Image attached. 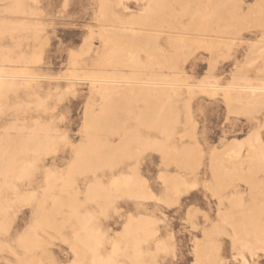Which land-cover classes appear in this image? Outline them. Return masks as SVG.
<instances>
[{"label": "rangeland", "instance_id": "rangeland-1", "mask_svg": "<svg viewBox=\"0 0 264 264\" xmlns=\"http://www.w3.org/2000/svg\"><path fill=\"white\" fill-rule=\"evenodd\" d=\"M0 24L35 77L0 90V264H264V0H0ZM103 73L169 87L107 101Z\"/></svg>", "mask_w": 264, "mask_h": 264}, {"label": "bare ground", "instance_id": "bare-ground-1", "mask_svg": "<svg viewBox=\"0 0 264 264\" xmlns=\"http://www.w3.org/2000/svg\"><path fill=\"white\" fill-rule=\"evenodd\" d=\"M11 11H12V9H11ZM118 15V14H117ZM116 15V16H117ZM133 15V14H132ZM141 15V14H140ZM130 16V15H129ZM137 16V15H136ZM118 17H120V16H118ZM130 18V17H129ZM122 19V18H121ZM124 19V18H123ZM135 19H138V18H135ZM133 20L132 22L133 23H135L137 20ZM139 20V19H138ZM131 21H130V23L133 25V23H132ZM20 23V22H19ZM119 23H121V22H119ZM116 24V23H115ZM144 25H145V23H143ZM1 25V24H0ZM16 25V24H15ZM22 25V24H21ZM114 25V24H113ZM148 25V24H147ZM25 26V25H24ZM23 26V27H24ZM106 26V25H105ZM120 26V25H119ZM125 25H123V27H124ZM113 27V26H112ZM116 27V26H115ZM114 27V28H115ZM120 27H122V25L120 26ZM127 27H129V26H127ZM127 27L125 28V29H127ZM130 27H132V26H130ZM107 28V27H106ZM118 28V27H117ZM116 28V29H117ZM149 28H151V26L149 25ZM108 29V28H107ZM106 29V30H107ZM121 29V28H120ZM123 29V28H122ZM131 29V28H130ZM135 29V28H134ZM141 30H142V28H140ZM139 29V30H140ZM12 30V29H11ZM13 30H15V29H13ZM18 30V29H17ZM103 30V29H102ZM105 30V29H104ZM105 30V32H107ZM128 30V29H127ZM144 30V29H143ZM142 30V31H143ZM150 30V29H149ZM1 31V30H0ZM4 31V30H3ZM110 31V30H109ZM109 31H108V33H109ZM137 31V30H136ZM101 32H103V31H101ZM119 32V31H118ZM151 32H153V31H151ZM112 33V32H111ZM190 33V32H189ZM13 34V33H12ZM113 34V33H112ZM159 34V33H158ZM223 34V33H222ZM104 35V33L101 35V36H103ZM125 35V34H124ZM179 35V34H178ZM187 35V34H186ZM204 35V34H203ZM203 35H201V36H203ZM108 36V35H107ZM111 36V35H110ZM175 36H177V35H175ZM189 36H191V35H189ZM208 36V35H207ZM225 36V35H224ZM104 37H106V35H104ZM126 37H127V35H126ZM160 37H161V35H160ZM178 37V36H177ZM182 37V36H181ZM194 37V36H193ZM196 37V36H195ZM195 37L194 38H192V40L193 39H195ZM198 37H200L199 35H198ZM197 37V38H198ZM204 37V36H203ZM211 37V36H210ZM217 37V36H216ZM102 38V37H101ZM133 38V37H132ZM180 38V37H179ZM184 38H186V36L184 37ZM197 38L195 39V41L197 42L198 40H197ZM208 38H209V36H208ZM208 38H205V39H208ZM119 39H120V37H119ZM135 39H137L136 37H135ZM146 39V38H145ZM148 39V38H147ZM190 39V38H189ZM200 39V38H199ZM217 39H219V38H217ZM227 39V38H226ZM124 40V39H123ZM127 40H129V38H127V39H125V41L127 42ZM176 40V39H175ZM182 40V39H181ZM186 40V39H185ZM210 40V39H209ZM178 41V40H177ZM180 41V40H179ZM208 41V40H207ZM211 41L213 42V39H211ZM210 41V42H211ZM218 41V40H217ZM228 41V40H227ZM129 42H132V40L131 41H129ZM143 42H146V41H143ZM214 42L216 43V40H214ZM220 42V41H219ZM219 42H217V43H219ZM222 42H225V41H222ZM229 42V41H228ZM254 42V41H253ZM104 43H105V40H104ZM108 43V42H107ZM216 43V44H217ZM226 43V42H225ZM231 44H232V41L230 42ZM93 44V43H92ZM114 44V43H113ZM219 44H221V42L219 43ZM105 45V44H104ZM118 46H119V44H117ZM117 45H113V46H117ZM134 45V44H133ZM141 45V44H140ZM147 45V44H146ZM214 44H212V46H213ZM222 45H223V43H222ZM230 45V44H229ZM89 46H91V45H89ZM93 46V45H92ZM109 46V45H108ZM122 46H123V44H122ZM125 46V45H124ZM148 46V45H147ZM146 46V47H147ZM110 48L112 47V45L110 44V46H109ZM109 47L107 48V51L108 52H111V51H109V50H111V49H109ZM126 47V46H125ZM135 47V46H134ZM141 47H142V45H141ZM144 47V46H143ZM149 47V46H148ZM90 48V47H89ZM105 48V47H104ZM113 49H114V47H112ZM121 48V47H120ZM124 48V47H123ZM126 48H128V47H126ZM132 48V47H131ZM103 49V48H102ZM119 48H117V50H118ZM105 50V49H104ZM117 50L115 51V49H114V51H112V52H114V54H115V52H117ZM122 50V49H121ZM124 50H126V49H124ZM128 50V49H127ZM106 51V50H105ZM130 51V50H129ZM128 51V52H129ZM121 52H123V51H121ZM127 52V51H126ZM133 52V51H132ZM135 52H136V49H135ZM102 53H104V52H102ZM118 53V52H117ZM19 54V53H18ZM25 54V53H24ZM23 54V55H24ZM119 54V53H118ZM131 54V53H130ZM11 55V54H10ZM105 55H107V54H104V56ZM110 55H111V53H110ZM109 55V53H108V55L107 56H110ZM116 55V54H115ZM134 55V54H133ZM7 56H8V54H7ZM7 56L6 55H4V56H2V55H0V90H4V89H6V90H8L9 88H11V87H14V86H16L17 85V83H19V81H24L23 83H25L26 82V84L27 83H29L30 82V80L32 79V78H35V77H33V76H31L30 74H29V72H24V71H17V70H14V71H7V70H5L4 69V62L6 61V62H8V58H7ZM12 56L13 55H11V59H12ZM27 56V55H26ZM26 56H25V58H26ZM31 56V55H30ZM117 57H119L118 55H116ZM116 56H114L113 58H112V55L110 56V58L111 59H114V62H115V59H116ZM36 57V56H35ZM106 57V56H105ZM18 58V57H17ZM16 58V59H17ZM20 58H22V56L21 57H19V60H20ZM29 57H27V59H28ZM107 58V57H106ZM110 58L108 57V61L110 60ZM133 58V57H132ZM135 58V57H134ZM15 59V60H16ZM13 60V59H12ZM18 60V59H17ZM23 60V59H22ZM38 60V59H37ZM137 60H138V58H137ZM14 61V60H13ZM78 61V60H77ZM18 62V61H17ZM24 62V61H23ZM111 62H113V60L111 61ZM123 62V61H122ZM142 62V61H141ZM27 62H25V64H26ZM77 63V62H76ZM124 63V62H123ZM24 64V65H25ZM106 65H107V62L105 63ZM117 64V63H116ZM115 64V65H116ZM119 64V63H118ZM110 65V64H109ZM113 65V64H112ZM141 65H143V62H142V64ZM108 66V65H107ZM125 66H128V65H125ZM139 66V65H138ZM146 66V65H145ZM115 67V66H114ZM144 68V67H143ZM146 69V68H145ZM113 70V69H112ZM134 70V69H133ZM137 70V69H136ZM137 71H139V70H137ZM107 73H108V71H106ZM115 72V71H114ZM113 72V73H114ZM136 72V71H135ZM112 73V74H113ZM140 73V72H139ZM105 73H103V74H101V75H103V76H99V77H97V78H89L88 80H90L91 81V83L93 84V89H95L97 92H99V93H101L105 98L104 99H106L107 101H108V99H110L112 96H114V93L117 91V89H119L120 87H122L123 85L125 86V88L126 89H128V88H130V86H132L133 84H136V85H139V86H148V87H154V86H161L162 87V85H167L168 86V84L169 83H167V82H163V81H158V80H151V79H149V80H145V81H139L138 79H137V76H135L136 77V79H137V81H136V79H134L135 81H132L133 80V78H132V80H126V76L125 75H123L124 77L123 78H125V79H123V78H121V79H119V78H117V76H108L107 74V76H105L104 75ZM116 75V74H115ZM137 75V74H136ZM120 76V75H119ZM138 76H140V75H138ZM120 77H122V76H120ZM134 77V78H135ZM179 77V76H178ZM146 78V77H145ZM165 78V77H164ZM182 78V77H181ZM143 79V78H142ZM177 81H178V79H177ZM173 82V81H172ZM172 82L170 83V84H172ZM22 83V82H21ZM90 83V84H91ZM175 83L177 84V83H180V82H176L175 81ZM174 83V84H175ZM183 84H184V82H183ZM182 83L180 84V85H183ZM254 85H256V84H254ZM253 84L252 85H245V86H243L242 88L244 89V91H246L245 92V95L244 96H246L247 97V99H251L252 97H255L256 96V91H258V90H261V89H264V87H260V86H254ZM261 85V84H260ZM21 86V85H20ZM135 86V85H134ZM174 86V85H173ZM212 86V85H211ZM22 87V86H21ZM24 87V86H23ZM90 87V86H89ZM164 87H166V86H164ZM169 87V86H168ZM172 87V86H171ZM178 87V86H177ZM214 87H217L216 85L214 86ZM241 86H239L238 88L236 87L235 89H233L232 87V90H236V89H241L240 88ZM124 88V91L126 90ZM135 88V87H134ZM230 88V87H229ZM15 89H17L16 87H15ZM131 89H133V88H131ZM137 89V88H136ZM169 89V88H168ZM179 89V88H178ZM28 90V89H27ZM174 90H175V88H174ZM174 90H172V91H174ZM176 90H177V88H176ZM180 90V89H179ZM229 90V89H228ZM127 91V90H126ZM129 91V90H128ZM127 91V92H128ZM131 91V90H130ZM151 91H153V90H151ZM168 91V90H167ZM167 91H166V93H167ZM170 91V90H169ZM239 91V90H238ZM96 92V93H97ZM118 92V91H117ZM126 92V93H127ZM160 92L162 93V89H160ZM230 92V91H229ZM240 93H241V91H239ZM261 92V91H260ZM259 92V93H260ZM264 92V91H263ZM125 93V92H124ZM125 93V94H126ZM176 93V92H175ZM232 93H234L233 91H232ZM258 93V92H257ZM111 94H112V96H111ZM117 94H119V93H117ZM128 94H129V92H128ZM156 93H154L153 95H155ZM158 94H159V92H158ZM163 94V93H162ZM171 94V93H170ZM174 94V93H173ZM262 94H264V93H262ZM101 95V96H102ZM127 95V94H126ZM136 95V94H135ZM134 95V96H135ZM164 95H167V94H164ZM228 96H229V94H227ZM240 95V94H239ZM110 96V98H108ZM115 96H116V94H115ZM118 96V95H117ZM158 96H160V95H158ZM162 96V95H161ZM119 97V96H118ZM127 97V96H126ZM131 97V96H130ZM133 97V96H132ZM258 97V96H257ZM113 99L115 98V97H112ZM263 98V97H262ZM253 99V98H252ZM257 99V98H256ZM258 99H259V97H258ZM105 100V101H106ZM262 100V99H261ZM264 100V99H263ZM243 102H245V101H243ZM259 102V101H258ZM261 102V101H260ZM264 102V101H263ZM262 102V103H263ZM242 103V102H241ZM247 103H249V100L247 101ZM252 103V102H251ZM256 103V102H255ZM254 103V104H255ZM253 104V105H254ZM252 105V104H251ZM32 135V134H31ZM25 137V136H24ZM23 138V137H22ZM24 139V138H23ZM23 139H21L22 141H21V143H23ZM28 139V138H27ZM20 140V139H19ZM18 140V141H19ZM11 142V141H10ZM28 141L26 140V142L24 141V143H27ZM12 144V143H11ZM29 144V143H28ZM31 144H33V143H31ZM30 144V145H31ZM8 145V144H7ZM24 145V144H23ZM23 145H21L20 147H22ZM27 145V144H26ZM12 146V145H11ZM19 147V146H18ZM24 147H26V146H24ZM28 147V146H27ZM26 147V148H27ZM25 148V149H26ZM5 149V148H4ZM15 149V148H14ZM21 149V148H20ZM25 149H24V151H25ZM28 149V148H27ZM26 149V150H27ZM84 149V148H83ZM3 150V149H2ZM6 150H8V147H7V149ZM15 151V150H14ZM13 151V152H14ZM34 152V151H33ZM10 153V152H9ZM22 153V152H21ZM1 154H4L3 152H1ZM238 156H239V154H238ZM2 157V156H1ZM0 157V158H1ZM237 158H239V157H237ZM1 160V159H0ZM11 161V160H10ZM1 162V161H0ZM9 162V161H8ZM11 163V162H10ZM6 166V165H5ZM3 176V175H2ZM21 176V175H20ZM23 179V178H22ZM20 180V179H19ZM5 185H7V184H5ZM5 187V186H4ZM78 222H80V221H78ZM85 225V224H84ZM88 227V226H87ZM93 229V228H92ZM85 231V230H84ZM90 231H91V229H90ZM93 231V230H92ZM91 231V232H92ZM89 235V234H88ZM87 235V236H88ZM76 236V235H75ZM83 238H85V237H83ZM92 238V237H91ZM79 238H77V240H78ZM95 239V238H94ZM96 241V240H95ZM84 242V241H83ZM92 242V241H91ZM82 244V243H81ZM84 245H85V242L83 243ZM82 244V245H83ZM134 245V244H133ZM88 247H89V244H88ZM92 247V246H91ZM92 250V249H91ZM94 250V249H93ZM106 253V252H105ZM114 256V255H113ZM108 262V261H107ZM103 263V262H102ZM138 263V262H137ZM108 264V263H107Z\"/></svg>", "mask_w": 264, "mask_h": 264}, {"label": "snow or ice", "instance_id": "snow-or-ice-1", "mask_svg": "<svg viewBox=\"0 0 264 264\" xmlns=\"http://www.w3.org/2000/svg\"><path fill=\"white\" fill-rule=\"evenodd\" d=\"M230 264H240V260L239 259L231 260Z\"/></svg>", "mask_w": 264, "mask_h": 264}]
</instances>
